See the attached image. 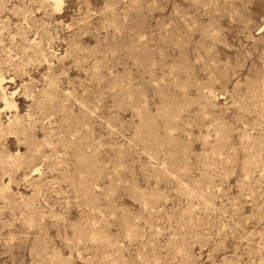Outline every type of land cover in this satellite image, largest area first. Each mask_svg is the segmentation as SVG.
Wrapping results in <instances>:
<instances>
[{
    "label": "rangeland",
    "instance_id": "rangeland-1",
    "mask_svg": "<svg viewBox=\"0 0 264 264\" xmlns=\"http://www.w3.org/2000/svg\"><path fill=\"white\" fill-rule=\"evenodd\" d=\"M0 264H264V0H0Z\"/></svg>",
    "mask_w": 264,
    "mask_h": 264
}]
</instances>
